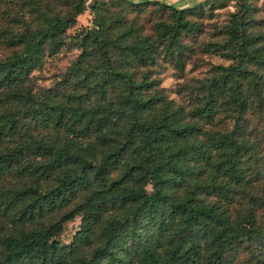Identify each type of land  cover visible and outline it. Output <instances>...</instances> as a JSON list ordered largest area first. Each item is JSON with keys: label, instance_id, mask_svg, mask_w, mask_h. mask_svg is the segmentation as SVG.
<instances>
[{"label": "trees", "instance_id": "obj_1", "mask_svg": "<svg viewBox=\"0 0 264 264\" xmlns=\"http://www.w3.org/2000/svg\"><path fill=\"white\" fill-rule=\"evenodd\" d=\"M85 1L0 27V264H264V5L234 0L207 43L228 62L185 104L141 67L159 51L181 66L199 30L187 15L226 0L126 1L168 10L153 36ZM85 8L92 25L68 35ZM66 37L78 52L62 85L35 86Z\"/></svg>", "mask_w": 264, "mask_h": 264}, {"label": "rangeland", "instance_id": "obj_2", "mask_svg": "<svg viewBox=\"0 0 264 264\" xmlns=\"http://www.w3.org/2000/svg\"><path fill=\"white\" fill-rule=\"evenodd\" d=\"M71 0H0V27L9 26L21 28L22 23L35 26L38 24L40 13L36 12L34 7L43 13L52 11H64L68 8ZM88 0L85 1L87 3ZM108 13H118L124 16L126 22L132 21L137 26V32L141 35L149 34L153 36L152 24L157 20H169L168 10L158 8L150 3L140 4L138 7L129 6V2H145L146 0H97ZM173 6L182 5L183 7L194 4L199 0H163ZM258 4L264 5V0H255ZM234 0H226L222 6L215 9L204 7L201 13L187 15V18L199 24V30L192 35H183L181 39L188 45L187 56L181 66H177L172 60L162 57V51L156 57L153 65L141 67L147 70L149 76L156 78L158 85L163 88L167 97L176 102L187 103L189 98L188 84H193L197 79L203 78L209 74L211 64H226L227 59L221 57L210 49L207 44L211 41L221 40V25L226 23L229 18V12L233 9ZM262 14V12L260 13ZM92 13L85 8L77 14L74 22L66 29L68 35L76 30L89 27ZM8 29L5 32L9 31ZM7 52L0 42V56ZM78 49L73 41L66 37L65 43L52 55H45L41 65L32 71L34 85L56 86L59 88L62 83L60 80L70 61L77 54ZM260 141L261 149L264 150V135ZM79 216L75 215L72 219L63 223L62 229L58 234L61 242H68L72 233L78 228ZM246 255L240 257L239 264H247Z\"/></svg>", "mask_w": 264, "mask_h": 264}, {"label": "crops", "instance_id": "obj_3", "mask_svg": "<svg viewBox=\"0 0 264 264\" xmlns=\"http://www.w3.org/2000/svg\"><path fill=\"white\" fill-rule=\"evenodd\" d=\"M159 1H162V2H165V3H167V4H169V5H171L170 3H168L167 1H163V0H159ZM173 6V5H172ZM174 7H183L182 5H179V6H174Z\"/></svg>", "mask_w": 264, "mask_h": 264}]
</instances>
